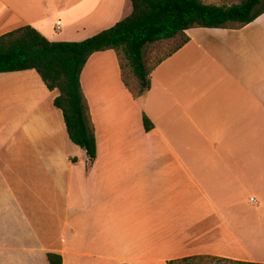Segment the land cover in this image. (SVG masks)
Segmentation results:
<instances>
[{
	"label": "crops",
	"instance_id": "crops-1",
	"mask_svg": "<svg viewBox=\"0 0 264 264\" xmlns=\"http://www.w3.org/2000/svg\"><path fill=\"white\" fill-rule=\"evenodd\" d=\"M130 13L129 0H0V36L30 26L81 42ZM184 38L142 94L113 51L90 56L92 161L68 137L57 90L34 70L0 74V264H264V13L158 49Z\"/></svg>",
	"mask_w": 264,
	"mask_h": 264
},
{
	"label": "trees",
	"instance_id": "trees-1",
	"mask_svg": "<svg viewBox=\"0 0 264 264\" xmlns=\"http://www.w3.org/2000/svg\"><path fill=\"white\" fill-rule=\"evenodd\" d=\"M129 1L131 13L127 17L81 42H50L30 26L0 36V74L34 70L47 90H57L59 94L53 105L62 112L68 137L91 161L96 155V140L80 75L92 54L113 51L125 86L124 69H128L138 81V94H142L150 87L151 69L146 67L143 57L147 45L170 40L192 28H240L264 13V0H240L232 5L204 4L201 0ZM187 41L184 38L167 56ZM143 127L145 131L152 128L145 116ZM202 257H186L167 264L189 263ZM47 260L49 264L62 263L55 254H47Z\"/></svg>",
	"mask_w": 264,
	"mask_h": 264
},
{
	"label": "rangeland",
	"instance_id": "rangeland-1",
	"mask_svg": "<svg viewBox=\"0 0 264 264\" xmlns=\"http://www.w3.org/2000/svg\"><path fill=\"white\" fill-rule=\"evenodd\" d=\"M204 1L214 2V3H219V4H236L240 2V0H204ZM160 45L163 46L162 43L157 42L154 44L147 45L143 49V57H144L146 67L148 69L153 68L160 58H162L164 55H166L169 51H172L173 49V46L171 43L168 45V47L164 46L158 49ZM124 71H125L124 79H128L131 81L132 80L131 77L128 78L129 73H130L129 70L124 69ZM155 77H156V74H155ZM132 85H133L134 92L138 93L139 85L135 84L133 81H132ZM179 264H235V263L218 261L211 257H202V258L193 259L189 263H179Z\"/></svg>",
	"mask_w": 264,
	"mask_h": 264
},
{
	"label": "built area",
	"instance_id": "built-area-1",
	"mask_svg": "<svg viewBox=\"0 0 264 264\" xmlns=\"http://www.w3.org/2000/svg\"><path fill=\"white\" fill-rule=\"evenodd\" d=\"M59 29H60V27H59V26H57L56 30L58 31ZM252 201H253V199H252Z\"/></svg>",
	"mask_w": 264,
	"mask_h": 264
}]
</instances>
